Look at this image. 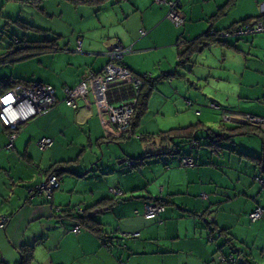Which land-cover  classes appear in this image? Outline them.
<instances>
[{"label":"crops","instance_id":"crops-1","mask_svg":"<svg viewBox=\"0 0 264 264\" xmlns=\"http://www.w3.org/2000/svg\"><path fill=\"white\" fill-rule=\"evenodd\" d=\"M118 3L101 9L94 28H84L75 41H58L59 50L4 62L6 66L0 68V90L4 89L2 79L15 78L50 84L56 96L54 106L21 125L11 150L5 148L8 131L0 124V214L9 215L0 228L2 263L21 261L19 248L27 243L25 239L34 246L30 264H230L222 257L230 253L237 260L247 256L239 247V231L254 207L264 208V187L253 180L261 172L255 160L264 158V129L248 131L246 123L240 122L219 121L217 125L218 112L204 106L199 114L186 112L177 117L182 109L192 108L188 100L204 103L201 97L210 76L198 74L192 65L180 73L175 66L178 47L185 41L209 28L225 29L264 13V0H178L180 25L167 18L166 2ZM230 5L233 9L221 18ZM221 8L223 12L212 19ZM58 36L61 41L63 34ZM114 41L132 46V52L123 57L132 72L153 78L144 112L133 135L126 137L97 113L90 95L88 104L77 100V109L63 100L65 87L76 85L88 69L102 68L103 52ZM209 43L221 49V73L216 79L224 84L212 85L216 91H206L208 99L230 111L264 117V32L208 40L187 62ZM229 51L236 56L234 62L226 61ZM166 72H171L168 79L158 78ZM175 74L176 82L170 79ZM188 86L191 89L185 90ZM169 105L176 109L175 124L165 128L172 110ZM191 124H198L197 142L187 141L186 151L181 145L185 141L158 136ZM43 136L53 142L39 150L35 141ZM174 143L179 144L180 154L175 153ZM87 152L93 159H84ZM185 154L193 157V167L181 166L180 157ZM98 155L102 163H111L113 175H88L101 166ZM119 158L120 169L112 162ZM129 159L139 162L125 169L123 163ZM53 165L59 168L58 188L48 197L37 195L32 189L50 175ZM110 187L121 195H114ZM156 199L164 201V210L157 216L145 215V203ZM66 206L89 215L98 209L90 216L98 222L99 231L81 227L73 233V217L57 212ZM253 223L264 229V216ZM132 232L138 235L124 236ZM235 244L236 252L231 248ZM251 255L247 257L252 264H262Z\"/></svg>","mask_w":264,"mask_h":264},{"label":"built area","instance_id":"built-area-1","mask_svg":"<svg viewBox=\"0 0 264 264\" xmlns=\"http://www.w3.org/2000/svg\"><path fill=\"white\" fill-rule=\"evenodd\" d=\"M158 3L166 2L168 4L167 18L175 25L183 24V17L179 10L178 0H155ZM145 33L143 29L140 30ZM264 32V19H257L252 22L238 23L229 29L219 31L210 28V34H216L219 37H242L245 35H254ZM80 51V45L76 47ZM132 52L131 45H124L119 41L110 43L103 52L106 62L99 71L88 69L80 81L72 86L64 88V102L66 105L77 109V100L82 99L86 104L89 103L88 96H91V102L95 106L97 113L105 115L106 119L122 135L130 136L131 117L135 111L136 104L144 85V78L148 74L138 75L132 72L124 63L123 57ZM56 102L55 90L50 84L31 82L29 84H17L0 93V124L8 131V142L5 146L7 150L13 148V140L16 136L17 128L38 115L44 113ZM187 103L191 105L192 101ZM209 107L221 111V119L225 122H240L253 125L264 129V117L244 113L239 111H230L221 109L216 102H210ZM196 114L200 111L196 110ZM50 137L43 136L35 141L39 150H44L52 144ZM127 167H132L134 161L131 159L126 162ZM180 164L183 167H193L195 161L191 155H183L180 158ZM253 180L261 187H264V163L261 164V172L253 176ZM59 186V180L56 174H50L43 182L35 186L32 191L37 195L50 196L52 191ZM109 191L114 195H121V191L115 187H110ZM164 210V206L157 202H147L144 205V214L157 216ZM77 212L80 210L77 209ZM57 212L61 213L60 209ZM264 216V208L256 206L248 214L251 222H254ZM9 219V215L0 214V228H3ZM81 230L79 224H75L71 231L78 233ZM137 232L125 233L126 237H135ZM224 259V257H222ZM230 264H245L242 261L236 262L230 255L227 258Z\"/></svg>","mask_w":264,"mask_h":264},{"label":"rangeland","instance_id":"rangeland-1","mask_svg":"<svg viewBox=\"0 0 264 264\" xmlns=\"http://www.w3.org/2000/svg\"><path fill=\"white\" fill-rule=\"evenodd\" d=\"M124 0H120V3H123ZM114 2V0L108 2L104 7H100V9L94 7V6H87V5H80V6H73L72 4H69L68 2H65L64 0H45L42 2L39 6H34L31 3H28L24 0H0V53L4 52L5 49H7L10 44L14 42V40H40L43 38H53L56 35L63 34L62 40H58L60 44L66 43L68 40H76L78 35L81 31H83L84 28H94V26L97 24V15L101 9L110 8L111 6L109 3ZM119 4L118 2H115V5ZM233 9V6L227 7V11L225 15H223L221 18L226 17L228 12ZM180 27V26H177ZM243 37V36H242ZM73 41V42H74ZM226 51V50H223ZM222 52L219 46H216L214 43H209L205 50H203L200 53H195L192 55L191 62L193 61L195 65H193L191 62L185 61L184 65H177L175 66L176 71L180 73V71H184L187 66H194L195 70L198 72V74L206 75L208 74L209 77V84L205 85V92L203 93V97L201 99H204V103L192 101V108L188 107L182 109L181 113H177L178 115H184V113H195L196 110L203 109L202 106L209 108L211 110L217 111L219 120H216V124L225 123L221 119V111L216 108L209 107V104L211 99H208L209 94L208 92L212 93L216 91V87L212 86L217 84L218 87L220 85H223L224 82H221L217 80L218 74L221 73L220 68L221 67V59ZM236 59V56L233 55L232 52L229 51V55L226 59L228 63L234 62ZM7 64V63H6ZM6 64H0L1 67H5ZM213 64L212 67L210 65ZM178 74H175L171 76L170 79H174L176 82L178 80ZM222 80V78L220 79ZM212 86V91H209V87ZM191 88L188 86L185 88V90H190ZM208 91V92H206ZM185 94V93H184ZM183 96V94H181ZM213 102H216L213 100ZM218 104V103H217ZM219 105V104H218ZM220 106V105H219ZM170 112L167 113L166 119H167V125L171 126L174 125L175 122V114L173 113L174 107L172 105H169ZM221 109H225L222 106H220ZM227 110V109H225ZM194 115V114H193ZM195 118H192L196 120ZM172 125V126H173ZM182 150L186 151V147H190L189 143H182L181 144ZM185 147V148H184ZM190 151V149H187ZM89 152V151H88ZM88 152L85 155L84 159H93L91 155L88 154ZM101 152H99V155ZM98 155L99 160L97 162L101 165L98 169H92L88 172V175L93 176L95 178L103 177V175H113L111 173V163H102V159H100V156ZM119 159H113L112 162L115 164V168H121L120 166L122 164L119 163ZM92 162V161H90ZM90 164V163H89ZM95 162L91 163V165L94 166ZM125 169H129L125 166V162L123 163V166ZM75 168H78L75 166ZM88 168H85L83 171H85ZM79 170V168H78ZM81 171V172H83ZM78 172V173H81ZM121 202V201H119ZM104 215H110L109 212H105ZM97 218L100 217L99 215H96ZM64 222H69L70 220H65L62 218ZM241 243H239V247L241 250L247 254H252L254 259L258 260V262H262L264 264V229H258L256 227V224L253 222L247 221L245 223V226L242 227L239 231ZM27 238V236L25 237ZM25 242H31L30 239H25L23 243ZM235 248H238L235 244ZM39 248H41L39 246ZM41 250V249H40ZM0 260L1 257H0ZM20 261V260H19ZM16 262L17 263H19ZM0 264H8V262H0Z\"/></svg>","mask_w":264,"mask_h":264},{"label":"trees","instance_id":"trees-1","mask_svg":"<svg viewBox=\"0 0 264 264\" xmlns=\"http://www.w3.org/2000/svg\"><path fill=\"white\" fill-rule=\"evenodd\" d=\"M24 1L31 3L34 6H39L45 0H24ZM64 1L68 2L69 4H72L73 6L87 5V6H94L98 9H100V7L102 5H104L105 3L110 2L112 0H64ZM119 1L120 0H114V2H112V4H115V2H119ZM222 10L223 9L221 8L211 18L213 19L214 17L218 16L220 13L223 12ZM257 19H264V13L257 15V16L247 17L245 19L237 21V22L231 24L230 26L226 27L225 29H229L238 23L252 22V21H255ZM209 30H210V28L207 29V31H205L203 34L199 35L198 37L191 39V40H188V41H185L186 43L183 46L178 47L176 66L177 65L182 66L183 63H185V61L189 60L190 54L194 51H197L201 47V45H203L206 41L212 40V39L217 40V41H223L222 37H219L216 34H214V35L210 34ZM216 31H219V30H216ZM59 38H60V36L56 35L53 38H43L40 40H27V39H25V40L20 41V40L16 39V40H14V42L12 44H10V46L7 49L4 50V52L0 53V64H2L4 62H8V61L13 62V61L21 60V59H24L26 57H29V56H32L35 54H39L42 52H52V51L59 50L60 49V45L58 43ZM146 74H148V73H146ZM170 74H171V72H166V73L161 74L158 78L168 79ZM138 75H142V74H138ZM31 82H33V81H27V80L15 79V78H4L1 81L2 88H4V89L0 90V91L3 92V91H5L11 87H14L17 84H20V83L29 84ZM152 83H153V78L150 77V74H148V76H146L144 78V85L141 88V92H140L138 102H137L136 107H135V111L131 117V133H132L131 135H133V129H134L138 119L141 117V115L144 112V109L146 106V101H147V96L151 90V84ZM21 125L16 129L17 131L20 129ZM242 126H244V125H242ZM245 126H247L249 128L248 131H252V130L257 131V132L262 131V129H260L259 127H256V126H251L249 124H245ZM198 130H199L198 124L197 125L191 124V125H188L185 127H179V128H175V129H171L168 131L161 132L158 136H160L164 140L171 138L172 142L174 141L175 138H178L183 142L188 141V142H192L195 144L197 142L196 132ZM124 136L126 137L128 135H124ZM174 145L176 146V148H175L176 152L175 153L180 154L181 148L179 147V144L174 143ZM171 152H174V151H171ZM141 159L142 158H140L139 160H141ZM254 160H255V158H254ZM255 161H258V163L262 164V163H264V158H262V156H260V158L256 157ZM138 162L139 161L137 159H134V163H133L132 167H134ZM57 168L58 167L55 168L54 165L51 168H49L48 169V172H49L48 175L54 173V174H56V177L59 180L60 173H58ZM155 202L160 203L164 206V201L162 199H156ZM60 214L72 216L73 219L75 220V223L79 224L81 227L87 228V229H89L91 231H95V232L99 231V227L97 226L98 222L96 220H94L87 213V211H85L84 213H79V212L75 211L73 207L66 206L65 208L61 209ZM227 242L230 243L231 239L230 238L227 239ZM231 246H234V245H231ZM231 248H234V252H236V250H238V248H235V247H231ZM33 250H34L33 244H29V243L22 244L19 248V252L21 255V261L19 264H30V262L33 259ZM230 255L234 258L232 253H230L229 255L225 256L224 259L227 260V258ZM242 256H243L242 259H239V260L234 258L235 261L236 262L242 261L245 264H252L247 257V256L250 257V254H247V256H245V255H242Z\"/></svg>","mask_w":264,"mask_h":264},{"label":"water","instance_id":"water-1","mask_svg":"<svg viewBox=\"0 0 264 264\" xmlns=\"http://www.w3.org/2000/svg\"><path fill=\"white\" fill-rule=\"evenodd\" d=\"M95 211H98V209H97V210H95ZM95 211H92V212L90 213V215H93Z\"/></svg>","mask_w":264,"mask_h":264}]
</instances>
